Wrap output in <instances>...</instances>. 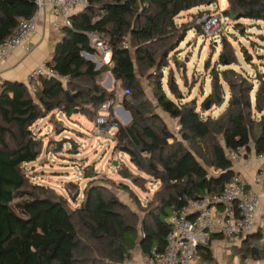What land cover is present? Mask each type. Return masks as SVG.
<instances>
[{
	"label": "trees",
	"instance_id": "trees-1",
	"mask_svg": "<svg viewBox=\"0 0 264 264\" xmlns=\"http://www.w3.org/2000/svg\"><path fill=\"white\" fill-rule=\"evenodd\" d=\"M216 2L84 0V6L70 17L71 27L59 30L61 40L46 61L56 76L65 79L37 76L27 82L0 81V264H123L125 259L140 260L149 256L152 248L160 250L165 246L171 229L167 219L174 209L200 197L205 190L220 192L231 180L235 169L226 147L242 146L246 151L264 153V71L256 68L255 87L251 76L229 67L237 59L227 38L221 37L219 53V64L226 68L213 75V94L209 95L214 100L223 94L220 78L229 88L226 107L218 117H202L194 100L182 102L175 95L178 90L173 79L166 80V86L179 99L177 102L162 84L161 70L187 30L199 27L202 32L198 23L177 26L174 17ZM226 3L225 17H229V10L239 16L234 20V30L241 31L243 23L239 19L264 22V0ZM36 10V0H0V43L14 33L20 20L30 18ZM91 33L111 52L109 62L98 68L83 56L98 54ZM240 52L246 63L254 64L246 47H241ZM106 72L113 77L116 88L122 89L117 99L131 115L126 125L114 121L112 140L127 149L139 171L156 178L162 192L159 205L143 217L140 234L136 214L109 194L101 182L87 184L80 207L70 210L63 195L49 187L30 185L23 168L41 152L42 140L32 128L38 119L54 110L70 114L76 106L90 103L99 107L107 101L114 102L115 90H105L97 82ZM141 76L151 82L159 109L176 119L182 141L188 143L189 149L178 140L168 144L173 134L164 124H151L150 119L161 121L152 112V103L143 99ZM32 82L38 85L33 93L28 88ZM75 82L89 88H80V84L73 87ZM255 124L258 134L253 132ZM117 186L131 192L124 182ZM228 237L212 233L207 244L198 246V257L211 261L212 242L226 241ZM262 240L260 232L239 235L232 247L242 262L247 258L261 261L264 247L258 243Z\"/></svg>",
	"mask_w": 264,
	"mask_h": 264
},
{
	"label": "rangeland",
	"instance_id": "rangeland-1",
	"mask_svg": "<svg viewBox=\"0 0 264 264\" xmlns=\"http://www.w3.org/2000/svg\"><path fill=\"white\" fill-rule=\"evenodd\" d=\"M76 2L78 7L84 6V0ZM226 8V0H217L211 5H202L180 12L175 16L173 20L177 26L182 23L194 26L203 16H220V24L216 34L209 36L198 31L199 27L187 30L179 48L169 54L167 66L161 70L162 84L167 94L175 102L179 100L176 96H180L182 102L194 100L202 117H218L224 111L230 93L227 84L220 78L223 94L216 95L214 100L209 98V95L213 94V75L226 68L219 64V53L222 50L221 37L227 38L235 50L237 62L229 67L242 72L243 75L251 76L255 87L258 84L254 79L256 68L259 71H264V22L239 19L238 22L243 23L241 31L234 30V21L225 17L224 10ZM127 44L130 47L129 39ZM241 47H246L247 51L252 54L254 64L246 63L240 52ZM258 55L261 56V59L258 58ZM103 56L104 54L102 55L100 52L96 55V60L101 62V65L109 62H106L107 58H102ZM105 57L109 58L110 55ZM108 75L111 76L106 72L98 78L99 86L105 90H115L121 95L122 89L119 86L116 88V82L112 76L113 85L108 86ZM168 79L174 81V86L178 90L175 93L176 96L167 89L166 80ZM139 82L145 95L143 99L152 103V112L160 117L161 123L150 119L151 124L154 127L164 124L167 130L173 134V137L167 139L168 144L178 140L185 148L189 149L188 143L182 141L176 119L169 117L156 105L151 92V82L142 76L139 77ZM79 84L82 86L80 88L85 90L89 88L87 84ZM79 84L75 82L73 87ZM37 86L36 82L28 84L32 93L34 87ZM64 86L66 87L65 82ZM70 90L75 92V89L70 88ZM206 101L209 103L207 109L205 108ZM122 108L121 110L125 112L126 122H124L120 110L114 108L113 105L102 108V105L93 107L90 103L76 106L70 114L54 110L46 117L38 119L32 128L42 140L41 152L35 161L25 163L23 168L30 185L49 187L55 193L63 195L67 198L70 210L80 207V201L83 199L82 190L87 184L95 181L101 182L109 194L114 195L136 214L138 217L136 227L140 234L143 217L148 210L159 205L162 192H159V182L156 178L139 171L131 160L127 149L119 147L122 144H117L115 140H112L114 131L110 130L111 123L117 121L121 125H126L131 121L129 111L123 106ZM99 115H107L108 125L95 123ZM100 126L106 129L102 131L99 129ZM253 132L259 133L257 124L254 125ZM68 141L72 142L75 150L71 149ZM57 142H62L60 148H58ZM115 146L117 147L115 148ZM123 146L128 147L126 144ZM173 150L172 148L170 151ZM113 162H116V165ZM125 171V175H122V172ZM208 171L211 172L210 169ZM119 182L127 184L131 192L119 189L117 186ZM77 227H80L78 221ZM236 240L237 236H229L226 241H213L211 245L212 260L206 261L199 258L197 264H264V259L255 261L247 258L243 262L240 261L237 249L232 247ZM258 246L264 247V238L258 243Z\"/></svg>",
	"mask_w": 264,
	"mask_h": 264
},
{
	"label": "built area",
	"instance_id": "built-area-1",
	"mask_svg": "<svg viewBox=\"0 0 264 264\" xmlns=\"http://www.w3.org/2000/svg\"><path fill=\"white\" fill-rule=\"evenodd\" d=\"M77 0H36L37 10L27 19L20 20L14 33L6 37L0 43V68L5 62L8 54L15 48L21 47L25 51L30 50L28 37L36 28L37 16L44 5H48L56 12L52 29L59 31L61 27H71V15L76 12ZM201 25L202 33L205 36L216 34L219 28L220 16H203L197 22ZM93 45L107 58L110 49L106 44L99 42L94 33L90 34ZM84 57L97 63L96 68L101 65L97 62L96 55L83 54ZM41 76L45 79L64 76H56L53 69L42 62L32 68L26 75L24 81ZM127 92V91H126ZM118 92L115 94V100ZM112 106L120 109V105L107 101L102 104V108ZM98 125L108 123L107 115H99L95 121ZM108 125V124H107ZM116 123L113 121L110 130H114ZM104 131L106 128L101 127ZM227 156L232 160L235 174L218 193H204L195 199H189L179 208L173 210L167 219L171 229L166 235L165 246L158 250L151 249V254L142 257L134 262L127 259L123 264H197L199 259L196 250L199 245L207 244L212 233H220L226 236H245L249 233L260 232L264 238V153L257 154L246 151L245 147H226ZM253 161L258 164L255 167L251 181L247 180L241 170L251 167Z\"/></svg>",
	"mask_w": 264,
	"mask_h": 264
},
{
	"label": "crops",
	"instance_id": "crops-1",
	"mask_svg": "<svg viewBox=\"0 0 264 264\" xmlns=\"http://www.w3.org/2000/svg\"><path fill=\"white\" fill-rule=\"evenodd\" d=\"M80 9L81 8L76 5V11ZM55 16L56 12L48 5H44L40 14L37 16L36 28L28 37L30 50L25 51L23 48L18 47L8 54L5 62L0 68V81H24L26 75L32 68L42 62H46L50 58L56 43L61 40L60 32L52 29V23L55 20ZM112 81V77L108 75V86L113 85ZM114 102L117 105H120L119 110L123 120H125V112L124 110H121L123 108L120 100L116 99ZM126 120L124 122H126ZM257 164V161H253L251 167L241 170V174L247 180L251 181Z\"/></svg>",
	"mask_w": 264,
	"mask_h": 264
},
{
	"label": "water",
	"instance_id": "water-1",
	"mask_svg": "<svg viewBox=\"0 0 264 264\" xmlns=\"http://www.w3.org/2000/svg\"><path fill=\"white\" fill-rule=\"evenodd\" d=\"M228 12H229V18H230V20H233L234 21V20H237L239 18L238 15H233L230 10ZM208 106H209V103L206 101L205 102V108L207 109ZM68 143L70 144L71 149H74L75 150V146L72 144V142L68 141ZM61 144H62V142H57L58 148H60ZM113 164L116 165V162H113Z\"/></svg>",
	"mask_w": 264,
	"mask_h": 264
}]
</instances>
